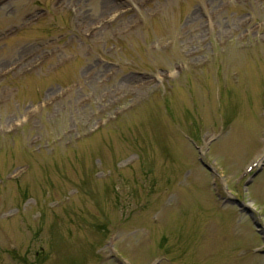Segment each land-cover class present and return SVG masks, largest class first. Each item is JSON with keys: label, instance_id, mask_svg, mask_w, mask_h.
<instances>
[{"label": "rangeland", "instance_id": "obj_1", "mask_svg": "<svg viewBox=\"0 0 264 264\" xmlns=\"http://www.w3.org/2000/svg\"><path fill=\"white\" fill-rule=\"evenodd\" d=\"M263 157L264 0H0V264H264Z\"/></svg>", "mask_w": 264, "mask_h": 264}, {"label": "water", "instance_id": "obj_2", "mask_svg": "<svg viewBox=\"0 0 264 264\" xmlns=\"http://www.w3.org/2000/svg\"><path fill=\"white\" fill-rule=\"evenodd\" d=\"M257 171H258V170H257ZM257 171H255V172L252 174V176H253Z\"/></svg>", "mask_w": 264, "mask_h": 264}]
</instances>
